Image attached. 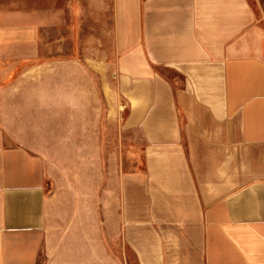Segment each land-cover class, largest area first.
Returning <instances> with one entry per match:
<instances>
[{"label": "crops", "instance_id": "obj_1", "mask_svg": "<svg viewBox=\"0 0 264 264\" xmlns=\"http://www.w3.org/2000/svg\"><path fill=\"white\" fill-rule=\"evenodd\" d=\"M105 2L0 0V264H264V22Z\"/></svg>", "mask_w": 264, "mask_h": 264}, {"label": "rangeland", "instance_id": "obj_2", "mask_svg": "<svg viewBox=\"0 0 264 264\" xmlns=\"http://www.w3.org/2000/svg\"><path fill=\"white\" fill-rule=\"evenodd\" d=\"M253 8L255 9L256 14L258 15V17L262 20V22H264V0H250ZM106 4V18H105V28L106 31L108 32V35L111 31V26H112V20L110 18V4H109V0H106L105 2ZM92 17H96V15H92L91 14V18L89 20H92L91 22L93 23L95 20H93ZM103 28H101L102 30ZM107 44H108V51H110V53L112 52L111 50V37L110 35L108 36V40H107Z\"/></svg>", "mask_w": 264, "mask_h": 264}]
</instances>
